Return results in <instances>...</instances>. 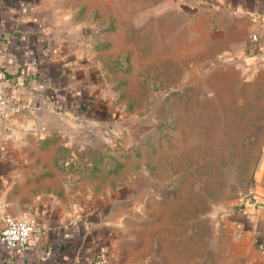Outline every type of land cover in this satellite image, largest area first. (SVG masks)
<instances>
[{"label":"rangeland","instance_id":"374dc122","mask_svg":"<svg viewBox=\"0 0 264 264\" xmlns=\"http://www.w3.org/2000/svg\"><path fill=\"white\" fill-rule=\"evenodd\" d=\"M203 0H69L117 113L75 118L52 137L54 164L82 193L133 189L127 217L172 264H226L220 206L248 187L264 140V67L218 55L229 12ZM51 137V136H46Z\"/></svg>","mask_w":264,"mask_h":264},{"label":"crops","instance_id":"0c3cea01","mask_svg":"<svg viewBox=\"0 0 264 264\" xmlns=\"http://www.w3.org/2000/svg\"><path fill=\"white\" fill-rule=\"evenodd\" d=\"M202 3L229 12L213 36L238 49L218 55L256 58L264 67V0ZM71 13L69 0H0V83L25 104L0 123V228L4 216L35 225L20 252L0 244V264H92L100 253L108 264H172L155 253L156 244L150 252L143 225L126 222L141 214L130 206L132 188L82 193L48 152L75 118L117 113L90 39ZM213 228L218 262L264 264V140L248 187L220 206Z\"/></svg>","mask_w":264,"mask_h":264},{"label":"built area","instance_id":"2783aa9c","mask_svg":"<svg viewBox=\"0 0 264 264\" xmlns=\"http://www.w3.org/2000/svg\"><path fill=\"white\" fill-rule=\"evenodd\" d=\"M254 38L255 35L252 36V39ZM24 107L23 102L6 95L0 83V123L10 115L21 111ZM34 226V223L30 220L4 216L0 228V244L10 247L14 252H20L26 245ZM92 264H108V262L106 256L100 253L94 257Z\"/></svg>","mask_w":264,"mask_h":264}]
</instances>
